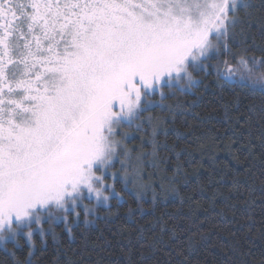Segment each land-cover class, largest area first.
I'll use <instances>...</instances> for the list:
<instances>
[{
  "label": "snow or ice",
  "instance_id": "snow-or-ice-1",
  "mask_svg": "<svg viewBox=\"0 0 264 264\" xmlns=\"http://www.w3.org/2000/svg\"><path fill=\"white\" fill-rule=\"evenodd\" d=\"M253 28L264 34V0H0V264H34L35 235L58 242L63 224L74 239L101 209L126 207L135 222L145 203L183 202L180 165L159 182L147 171L167 148L158 134L184 112L168 101L198 106L208 77L264 97V48L237 39ZM258 140L245 160L264 157V130ZM160 245L173 255L154 236Z\"/></svg>",
  "mask_w": 264,
  "mask_h": 264
},
{
  "label": "trees",
  "instance_id": "trees-1",
  "mask_svg": "<svg viewBox=\"0 0 264 264\" xmlns=\"http://www.w3.org/2000/svg\"><path fill=\"white\" fill-rule=\"evenodd\" d=\"M237 39L244 41L240 47L261 55L252 47L264 48V34L259 28L246 30ZM212 79L205 81L207 90L199 89L202 95L198 106H190L195 99L191 95L177 94L169 99V103H182L184 112H177L167 125V135L158 134V142L167 148L159 151L158 168L147 169L151 179L159 182L180 165L177 186L183 202L170 197L167 202H158L154 210L145 203L148 211L137 213L135 222L126 216V207L112 208L119 217L101 209L94 225L86 228L81 224L73 229L74 239H69L63 224H59L55 228L58 242L50 236L46 243L38 235L33 237L38 249L34 264H181L185 258L186 264H264V157L245 160V145L250 140L259 143L264 130V97L227 84L217 87ZM152 114L166 115L159 110ZM138 135L147 139L149 132ZM140 144L136 139L129 146ZM249 162L252 168L246 172ZM117 188L120 190L119 185ZM140 227L144 229L142 235ZM162 227L164 232L160 231ZM173 230L177 235L169 241ZM154 236L163 237L173 255H167L163 245L153 252L150 243ZM21 243L25 244L24 238ZM175 251L181 255H175ZM0 261L7 262L3 253Z\"/></svg>",
  "mask_w": 264,
  "mask_h": 264
}]
</instances>
